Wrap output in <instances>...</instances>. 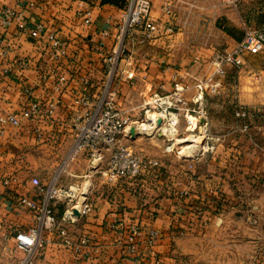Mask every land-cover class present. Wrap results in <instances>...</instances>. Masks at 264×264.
Returning a JSON list of instances; mask_svg holds the SVG:
<instances>
[{
  "label": "crops",
  "instance_id": "obj_1",
  "mask_svg": "<svg viewBox=\"0 0 264 264\" xmlns=\"http://www.w3.org/2000/svg\"><path fill=\"white\" fill-rule=\"evenodd\" d=\"M151 1V17L160 22L162 30L151 42L136 48L130 73H123L116 82L120 100L126 106H138L153 92L172 90L174 71L187 85L185 95L190 100L196 93L195 76L211 70L209 58L214 52L230 48L241 39L246 23L259 26L254 19L251 22L250 16L246 19L241 14L239 4L233 12L229 0ZM79 2L34 0L29 5L26 0H0V11L12 6L23 10L30 23L42 18L58 28L70 49V55L54 62L42 50L36 36L19 30L14 23L3 25L0 21L2 46L8 48L5 55L0 54L1 110H18L24 105L25 84H34L35 95L44 98L58 76L67 77L55 119L26 120L19 127L7 125L0 132L1 165L11 170L22 166L29 170L17 186L0 183V264H12L14 254L4 244L15 243L13 226L26 227L33 222L29 211L15 210L18 193H36L31 177L38 175L47 182L61 168L74 141L67 103L77 94L80 84L75 72L81 66V72L94 66V74H100L101 57L94 45L101 40L110 42L111 34L103 31L115 29L124 4V0ZM78 7L92 10L90 25L77 19ZM167 25L173 26L172 32L164 30ZM20 56L31 60L24 69L15 64ZM165 65H170V69L164 70ZM43 71L50 73L47 81L40 78ZM235 76L239 102L253 110L249 129H241L240 120L228 110L233 95L230 88L220 96L207 94L204 105L215 139L213 150L191 157L178 150L166 151L167 139L160 132L144 139L136 134L127 141L144 154L158 158L160 165L138 178H123L113 184L87 178L92 166L83 153L70 161L61 172L59 183L90 187L89 197L95 203L91 212L70 225V231L74 236L88 235L90 244L83 252L74 254L55 240V233L47 231V240L34 264H137L135 256L142 258L141 264H155V259H160L161 264H211V255L221 248L227 254L216 264H234L230 258L236 255L235 250L246 249L254 250L253 255L249 254L252 257L240 259L237 264H264V49L245 52L243 65L229 68L227 80ZM136 109L135 113L141 110L142 116L141 107ZM35 125L41 126V135L35 131ZM179 129L176 137L187 133L183 116ZM179 143H175L178 149ZM35 152L52 156L49 175L37 164H21L20 157ZM104 165L105 162L101 164ZM65 206L64 201L57 203L59 215ZM132 226H139L144 233L156 228L160 237L152 245L142 238L139 250L130 254L126 251L125 236Z\"/></svg>",
  "mask_w": 264,
  "mask_h": 264
},
{
  "label": "built area",
  "instance_id": "obj_2",
  "mask_svg": "<svg viewBox=\"0 0 264 264\" xmlns=\"http://www.w3.org/2000/svg\"><path fill=\"white\" fill-rule=\"evenodd\" d=\"M81 2L82 0L79 3ZM26 3L33 5L34 0H26ZM151 9V0H124L115 29L112 32L108 29L103 31L105 34H111L110 42L101 40L94 45V49L101 57L100 74H94V66L87 68L88 72H81L82 66L75 72L74 76L77 79L74 76L73 78L80 84L77 94L67 103V111L72 117L74 141L61 168L47 182H43L38 175L31 177V182L37 188L36 193H18L15 210L18 213L29 211L33 222L26 227L13 226L16 230L14 248L23 254L12 264H34L47 240V231L55 233L59 242L74 254L83 252L89 246V236L86 234L74 236L70 231V225L79 218L74 212L75 208L79 209L80 216L93 210L95 203L89 197L90 187L88 192L84 193L82 187L77 184L59 183L61 172L79 154L83 153L89 157L91 166L100 169L107 183L113 184L123 178H138L148 170H155L160 165V160L136 150L129 144L127 139L132 136L131 126L135 125L139 129L137 122L149 121V126L144 128V132L150 134L160 132L167 139L165 150L173 151L176 147V136L180 133L181 116L184 117L185 130L194 134L199 142V147L189 155L195 157L199 153L209 152L215 148V144L204 105L205 96L207 94L215 96L228 88L233 91L231 104L235 116L242 121L241 129L244 131L249 129V119L253 115V110L239 102L236 95L238 91L236 76L231 81L227 80V76L229 68L238 69L243 65L245 52L264 49V27L244 26L243 37L232 47L216 50L209 58L211 70L203 76H195L193 87L196 93L190 100L185 95L187 85L179 80V74L175 71L171 74L172 90L164 93L153 92L138 105L143 110L142 116L141 110H138V114L135 113L138 106H126L120 100L116 82L123 73H130L136 48L151 42L162 30L160 22L151 17ZM76 15L81 24L90 25L93 21L92 10L88 7H78ZM0 21L3 25L14 23L19 30L36 36L42 43V50L54 62H59L70 55L69 44L60 36L59 29L47 24L42 18L30 23L23 10L5 6L0 11ZM163 28L169 33L174 29L172 25ZM2 41L0 38V54L5 55L8 48L2 46ZM6 45H10L9 41ZM30 63L31 60L27 56H20L15 62L20 69L26 68ZM165 69H170V65H165ZM49 77L48 71L41 72V80L47 81ZM65 88L67 77L64 75L58 76L52 82L44 98L35 95L34 84H25L23 92L26 95V102L21 108L0 109V132L7 125L19 127L26 120L55 119ZM152 110L159 113L158 118H148V113ZM160 117L161 124L158 123ZM167 125L173 130H167ZM34 129L41 135L40 125H35ZM179 144L182 145V142ZM181 148L182 146L177 149L178 152ZM103 162L105 165L101 166ZM2 181L9 187L17 186L19 183L14 174L5 176ZM59 201L66 204L60 215L56 210ZM159 237L160 232L156 228H150L144 233L139 226H132L125 236L126 251L130 254L136 253L143 239L147 245H152ZM133 259L137 264L143 261L139 256ZM154 263L161 264V261L155 259Z\"/></svg>",
  "mask_w": 264,
  "mask_h": 264
},
{
  "label": "rangeland",
  "instance_id": "obj_3",
  "mask_svg": "<svg viewBox=\"0 0 264 264\" xmlns=\"http://www.w3.org/2000/svg\"><path fill=\"white\" fill-rule=\"evenodd\" d=\"M230 3H231V7H233V12L236 11V7L239 4V7L243 11L241 14H244L246 16V19L250 16L251 22L253 21V19L256 22V18H254V17L257 16L258 14H260V12L264 13V0H236V1H230ZM232 16H235V14H232ZM246 24L247 25H245V26L264 27V25L258 26L256 24H254V25L253 24H250V23H246ZM233 78L234 77L230 78L229 81H231ZM218 95L220 96V94H217L215 96H218ZM231 98H232V96H231ZM229 104L230 105H229L228 110L230 109L229 111L232 112L233 115L235 116L234 111H233V108H232V104H231V99H230V103ZM236 118L237 117L235 116V119ZM237 119L240 120L239 118H237ZM240 122L242 123L241 120H240ZM144 123H147V122H144ZM147 124H149V123H147ZM171 130H173V128ZM148 134H150V133L143 132V133L139 134V136H141L142 139H144V138H148L147 137ZM190 136H195V135L194 134H191V132L187 131V133L185 135H183L182 137H190ZM193 138H196V137H193ZM182 139L183 138L180 137L179 140L177 139L175 141V142H182V145L179 144L180 146H182V148L180 149V153H182V154H190V153H192V150L189 151V147L190 148L192 147V149H193L194 146H196L195 147V150L199 147V142L198 143H195V142H183ZM192 143H193V145H192ZM129 144H131L132 147L135 148L136 150L141 151L140 149H137L131 142H129ZM177 149H178V147L176 146L174 150L177 151ZM184 149L186 151H184ZM82 155L87 159L88 163L89 162L91 163L89 157H87L86 154H82ZM78 157H80V154H79ZM20 158H21V164H24V165H27V164H29V165H32L33 164L34 165V164H37L38 166L43 167V171L47 172L48 175H49V173H50V170H49V166H50L49 165V162H51L50 158H52V156H48L47 154L45 155L43 152H37V153L35 152L33 154H30V156H23V157H20ZM11 162L12 161L9 160V163H11ZM1 163H2V160L0 161V183L2 185H4V186H5V184H3V181L2 180H3V178L5 176H7L9 174H14L19 180L21 178H23V177H27L28 174H29L28 173L29 170L26 167H24V166H22L20 169L11 170V169L6 168V165H1ZM7 165H9V164H7ZM85 168H88L87 165H86ZM88 172L91 175H90V177H87V178H90L91 179V182L98 181L100 179L103 180L102 173L100 172V169L98 170L96 167L94 168L92 166L91 168H89ZM88 181L90 182V180H88ZM88 183L86 185H88ZM85 188L89 189L88 187H84L83 192L85 191ZM251 219L254 220V218H251ZM55 240L59 242V239L58 238H56ZM4 245H5L4 247L6 248V250L9 251L10 248L12 249V252L11 253L14 254L13 255L12 263L19 256H21L22 251L20 252L19 250H15L14 244L12 245V244L5 243ZM235 253H236V255L233 254V256H231L230 259H231V261L234 264H237V263L240 262V259L246 260L251 255H253L254 250L253 249L235 250ZM226 254H227V250H223L222 248L219 249V250H215V255H211V264H216V262H220L219 260L224 259V255H226ZM249 254H251V255H249Z\"/></svg>",
  "mask_w": 264,
  "mask_h": 264
},
{
  "label": "bare ground",
  "instance_id": "obj_4",
  "mask_svg": "<svg viewBox=\"0 0 264 264\" xmlns=\"http://www.w3.org/2000/svg\"><path fill=\"white\" fill-rule=\"evenodd\" d=\"M158 116H159V113L155 110V111H150L149 113H148V118L149 119H152V118H154V119H156V118H158ZM144 122H147V123H149V121H142V122H137V124H138V126H139V129L142 131V132H144V128H148V126H149V124H147V123H144ZM173 126V125H172ZM166 129L167 130H171L172 128L169 126V125H167L166 126ZM179 138L180 137H176V139H175V141L178 139L179 140ZM181 138H183L182 140H183V142H195V143H198V140H197V138H191V137H188V138H184V137H181ZM194 143V144H195ZM192 145H193V143H192ZM195 147L196 146H194V148L192 149V147L191 148H189V151L190 150H192V152L195 150ZM184 151H186L185 149H184Z\"/></svg>",
  "mask_w": 264,
  "mask_h": 264
},
{
  "label": "water",
  "instance_id": "obj_5",
  "mask_svg": "<svg viewBox=\"0 0 264 264\" xmlns=\"http://www.w3.org/2000/svg\"><path fill=\"white\" fill-rule=\"evenodd\" d=\"M158 123L161 124L162 123V118L160 117L159 120H158ZM130 133L132 134V136H135L136 134H141L142 131L139 130L135 125H132L131 128H130ZM74 212L80 216V211L78 208H75L74 209Z\"/></svg>",
  "mask_w": 264,
  "mask_h": 264
},
{
  "label": "trees",
  "instance_id": "obj_6",
  "mask_svg": "<svg viewBox=\"0 0 264 264\" xmlns=\"http://www.w3.org/2000/svg\"><path fill=\"white\" fill-rule=\"evenodd\" d=\"M261 13L262 12L256 16V23L259 24V26L264 25V13Z\"/></svg>",
  "mask_w": 264,
  "mask_h": 264
}]
</instances>
